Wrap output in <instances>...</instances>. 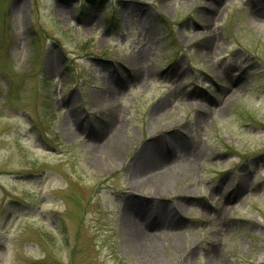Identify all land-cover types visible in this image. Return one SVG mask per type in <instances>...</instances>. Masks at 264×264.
Segmentation results:
<instances>
[{"label": "rangeland", "instance_id": "1", "mask_svg": "<svg viewBox=\"0 0 264 264\" xmlns=\"http://www.w3.org/2000/svg\"><path fill=\"white\" fill-rule=\"evenodd\" d=\"M259 12L264 0H0V264H264ZM95 135L113 161H90ZM148 145L175 175L148 218L176 224L155 260L123 227Z\"/></svg>", "mask_w": 264, "mask_h": 264}, {"label": "bare ground", "instance_id": "2", "mask_svg": "<svg viewBox=\"0 0 264 264\" xmlns=\"http://www.w3.org/2000/svg\"><path fill=\"white\" fill-rule=\"evenodd\" d=\"M255 18L258 22L264 24V16L260 12L257 13ZM47 63L49 67H52L50 60L47 59ZM93 140L95 146L89 154L90 161L93 163H97L103 159L113 161L115 155H117L116 151L112 148L115 142L113 140H105L100 135L93 136ZM164 148V150H175L177 146L171 142L169 146L165 145ZM140 151L137 154V159L131 172V188L133 191H140V193L146 191V193H143L140 198L131 202L132 205H141V209L126 204V211L124 210L123 215V227L128 231L136 252L142 253V256L150 260H155V257L158 256L154 251L156 242L158 240L172 242L173 233L171 232L176 224L174 220L172 222L174 216L171 220L162 222H156V218L154 217L151 221L148 218L164 210V205L159 201L158 197L170 192L171 186L175 182V175L165 164L164 151L158 145H148ZM178 203V207L181 206ZM168 213H171V209ZM180 214L181 212L176 210L175 216H180Z\"/></svg>", "mask_w": 264, "mask_h": 264}]
</instances>
